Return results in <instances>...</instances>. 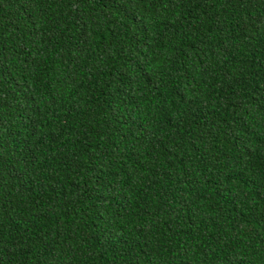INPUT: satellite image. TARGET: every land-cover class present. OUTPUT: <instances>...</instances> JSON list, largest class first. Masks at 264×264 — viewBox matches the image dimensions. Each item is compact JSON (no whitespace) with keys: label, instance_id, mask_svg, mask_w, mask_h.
Listing matches in <instances>:
<instances>
[{"label":"trees","instance_id":"trees-1","mask_svg":"<svg viewBox=\"0 0 264 264\" xmlns=\"http://www.w3.org/2000/svg\"><path fill=\"white\" fill-rule=\"evenodd\" d=\"M0 264H264V0H0Z\"/></svg>","mask_w":264,"mask_h":264}]
</instances>
